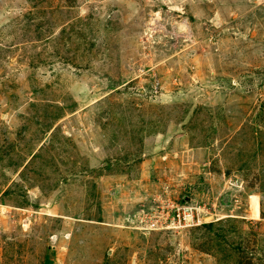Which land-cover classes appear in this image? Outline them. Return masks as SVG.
<instances>
[{
  "label": "rangeland",
  "instance_id": "obj_1",
  "mask_svg": "<svg viewBox=\"0 0 264 264\" xmlns=\"http://www.w3.org/2000/svg\"><path fill=\"white\" fill-rule=\"evenodd\" d=\"M85 218L122 263L264 264V0H0V264Z\"/></svg>",
  "mask_w": 264,
  "mask_h": 264
},
{
  "label": "crops",
  "instance_id": "obj_2",
  "mask_svg": "<svg viewBox=\"0 0 264 264\" xmlns=\"http://www.w3.org/2000/svg\"><path fill=\"white\" fill-rule=\"evenodd\" d=\"M94 222L85 218V224H83L85 236L90 239L93 238L90 244L83 238H76L75 236H80L79 233H73L71 239L67 242L62 239L61 241L60 233H58L57 239L50 242L47 247V252L45 253L48 256L47 260L49 259L47 262L56 264L57 259L61 257L64 259L62 264H133L132 253L134 250H131V248L125 249L128 256L123 263L122 259L119 258V255L124 254V251L122 252L119 249L120 246L122 244L130 246V241H127L128 238L125 235H120L118 229L115 230L105 224H96ZM79 228H81L80 232H82L83 227L80 225ZM101 231L104 232L102 235L99 234ZM73 243H77L78 249L72 247ZM83 248L85 249L83 250Z\"/></svg>",
  "mask_w": 264,
  "mask_h": 264
},
{
  "label": "built area",
  "instance_id": "obj_3",
  "mask_svg": "<svg viewBox=\"0 0 264 264\" xmlns=\"http://www.w3.org/2000/svg\"><path fill=\"white\" fill-rule=\"evenodd\" d=\"M164 189V188H163ZM165 190V189H164ZM167 195V194H166ZM165 193L159 195V198L147 204L149 209L158 208L157 204L161 202L162 212L156 214V216L161 217L164 220V224L161 226V229L168 228H180L194 225H202L206 223L205 218H211L213 212L208 209L209 205L204 203L202 206L198 202L192 200V204L187 205L185 201H177L174 198L165 197ZM144 213L143 220L150 223L152 226V217L155 215H149L151 212L146 213V210H143ZM210 215V216H209ZM145 222V223H147Z\"/></svg>",
  "mask_w": 264,
  "mask_h": 264
},
{
  "label": "bare ground",
  "instance_id": "obj_4",
  "mask_svg": "<svg viewBox=\"0 0 264 264\" xmlns=\"http://www.w3.org/2000/svg\"><path fill=\"white\" fill-rule=\"evenodd\" d=\"M65 218H67V217H65Z\"/></svg>",
  "mask_w": 264,
  "mask_h": 264
}]
</instances>
